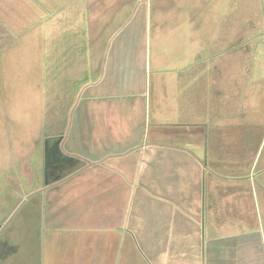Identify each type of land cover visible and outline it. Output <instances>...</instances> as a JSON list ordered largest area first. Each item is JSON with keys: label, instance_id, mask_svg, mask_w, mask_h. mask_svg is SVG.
Instances as JSON below:
<instances>
[{"label": "crops", "instance_id": "crops-1", "mask_svg": "<svg viewBox=\"0 0 264 264\" xmlns=\"http://www.w3.org/2000/svg\"><path fill=\"white\" fill-rule=\"evenodd\" d=\"M202 18L0 0V74L28 75L47 120L0 264H264V68Z\"/></svg>", "mask_w": 264, "mask_h": 264}, {"label": "rangeland", "instance_id": "rangeland-1", "mask_svg": "<svg viewBox=\"0 0 264 264\" xmlns=\"http://www.w3.org/2000/svg\"><path fill=\"white\" fill-rule=\"evenodd\" d=\"M149 1L153 11H158L162 21L179 22L193 18L198 22L202 17L209 20L210 41L211 37L216 35L217 27L214 26L216 21H225L223 29L225 51L234 49L240 53V66L253 65L264 68V0ZM184 3L187 4L186 9L181 6ZM234 35L235 39L231 40ZM210 48L216 51V45L212 42H210ZM260 74L264 75V69L260 70ZM24 81H28V75L22 78L14 75L13 79L10 75L0 74L1 218L6 216L16 202L32 187L28 184V179L32 180L34 176L41 173L39 163L43 162L42 138L39 137L40 133L47 128L45 125L47 120L44 105H42L41 90L24 89L20 85ZM71 112L72 109L69 113ZM28 165H31V170L25 169ZM30 205V201L25 203L16 217L22 216ZM15 220L16 218L7 225L4 233L8 234L15 225Z\"/></svg>", "mask_w": 264, "mask_h": 264}]
</instances>
